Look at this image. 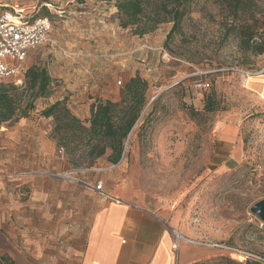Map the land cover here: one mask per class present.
I'll return each mask as SVG.
<instances>
[{
    "label": "rangeland",
    "instance_id": "374dc122",
    "mask_svg": "<svg viewBox=\"0 0 264 264\" xmlns=\"http://www.w3.org/2000/svg\"><path fill=\"white\" fill-rule=\"evenodd\" d=\"M115 2L0 0V14L15 9L50 20L51 43L31 51L24 68H45L52 79L26 118L0 127V250L6 242L16 246L22 221L34 218L23 206L32 202L35 184L41 193L53 182L87 180L91 188L101 184L94 191L107 200L121 201L118 191L109 194L111 186L167 221L178 214L181 243L214 254L197 264L264 260V223L250 211L264 201V54L243 51L235 33L224 37L234 19L221 0L191 3L168 42V18L137 36L120 27ZM156 4L143 6L151 13ZM250 16L264 27L263 0L233 24H251ZM132 75L148 84L146 106L120 161L109 163V150L93 161L67 154L43 110L61 101L86 122L96 101H120ZM198 82H208L209 90L195 88ZM223 126L231 131L227 139L217 134Z\"/></svg>",
    "mask_w": 264,
    "mask_h": 264
},
{
    "label": "crops",
    "instance_id": "0c3cea01",
    "mask_svg": "<svg viewBox=\"0 0 264 264\" xmlns=\"http://www.w3.org/2000/svg\"><path fill=\"white\" fill-rule=\"evenodd\" d=\"M217 134L227 139L231 131L223 126ZM76 183L53 182L41 193L32 187L34 197L23 211L33 209L34 218L22 221L16 246L2 244V264H197L214 257L181 243L178 214L170 222L116 187L106 188L118 191L121 201L107 200L87 180Z\"/></svg>",
    "mask_w": 264,
    "mask_h": 264
},
{
    "label": "trees",
    "instance_id": "16d2710c",
    "mask_svg": "<svg viewBox=\"0 0 264 264\" xmlns=\"http://www.w3.org/2000/svg\"><path fill=\"white\" fill-rule=\"evenodd\" d=\"M156 1L154 9L147 13L143 6L145 0H116L115 8L120 27H132L134 35L144 36L154 32L168 18L172 22L166 35L168 42L179 32L180 24L189 12L191 3L197 0ZM221 2L234 19L232 24L225 26L224 37L235 33L243 51H250L253 55L264 54V27L259 24L258 19L250 16L251 24H233L239 14L255 7V0ZM256 38L258 42L253 41ZM24 79L22 87L0 84V127L26 118L33 110L35 100L49 94L52 79L45 68L27 69ZM147 90V82L134 76L122 87L120 101H96L92 104L86 122L72 115L61 101L53 103L41 115L53 119V133L59 135L61 147L66 149L67 154L73 156L80 152L83 158L93 161L105 156L109 150L108 162L114 165L120 161L125 143L146 106ZM207 111H212V108L208 106ZM84 123H88V127Z\"/></svg>",
    "mask_w": 264,
    "mask_h": 264
},
{
    "label": "built area",
    "instance_id": "2783aa9c",
    "mask_svg": "<svg viewBox=\"0 0 264 264\" xmlns=\"http://www.w3.org/2000/svg\"><path fill=\"white\" fill-rule=\"evenodd\" d=\"M43 6L49 8L46 4ZM50 32L51 22L46 17L23 16L21 10L15 9L0 14V83L10 81L15 87L24 85V63L31 51L50 42ZM195 88L208 91L210 84L198 82ZM92 189L100 192L101 184L98 183ZM235 256L241 259L249 257L245 254ZM254 264H264V260L254 257Z\"/></svg>",
    "mask_w": 264,
    "mask_h": 264
},
{
    "label": "water",
    "instance_id": "95a60500",
    "mask_svg": "<svg viewBox=\"0 0 264 264\" xmlns=\"http://www.w3.org/2000/svg\"><path fill=\"white\" fill-rule=\"evenodd\" d=\"M251 213L256 215L264 223V201H261L251 208Z\"/></svg>",
    "mask_w": 264,
    "mask_h": 264
},
{
    "label": "bare ground",
    "instance_id": "6f19581e",
    "mask_svg": "<svg viewBox=\"0 0 264 264\" xmlns=\"http://www.w3.org/2000/svg\"><path fill=\"white\" fill-rule=\"evenodd\" d=\"M178 238H180V237L178 236ZM240 260H241V258H240Z\"/></svg>",
    "mask_w": 264,
    "mask_h": 264
}]
</instances>
